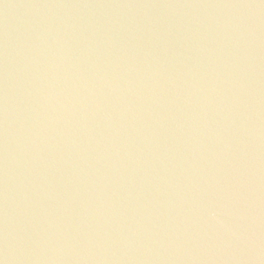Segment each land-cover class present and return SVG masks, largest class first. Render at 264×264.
Instances as JSON below:
<instances>
[{
  "label": "water",
  "instance_id": "water-1",
  "mask_svg": "<svg viewBox=\"0 0 264 264\" xmlns=\"http://www.w3.org/2000/svg\"><path fill=\"white\" fill-rule=\"evenodd\" d=\"M0 264H264V0H0Z\"/></svg>",
  "mask_w": 264,
  "mask_h": 264
}]
</instances>
